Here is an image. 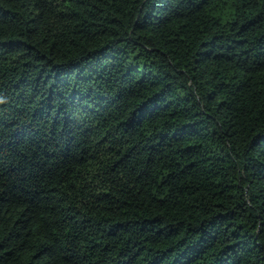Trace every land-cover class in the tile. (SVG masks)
<instances>
[{"label":"trees","instance_id":"trees-1","mask_svg":"<svg viewBox=\"0 0 264 264\" xmlns=\"http://www.w3.org/2000/svg\"><path fill=\"white\" fill-rule=\"evenodd\" d=\"M0 264H264V0H0Z\"/></svg>","mask_w":264,"mask_h":264}]
</instances>
